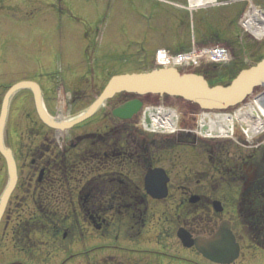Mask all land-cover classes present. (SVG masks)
<instances>
[{"label": "rangeland", "instance_id": "obj_1", "mask_svg": "<svg viewBox=\"0 0 264 264\" xmlns=\"http://www.w3.org/2000/svg\"><path fill=\"white\" fill-rule=\"evenodd\" d=\"M62 1L65 4L62 3L59 8H69L74 17H69L66 10H57V0H0V109L6 91L17 82L36 81L43 91L62 82L64 88L59 90V96L55 92L56 88L52 89L55 101L51 99L52 96L50 102L44 98L46 111L53 118H59L57 115L60 113V119L76 116L95 100L111 76L152 70L156 65L154 54L163 48L167 52L178 54L190 51L191 46L219 44L229 47L233 57L229 63H200L178 67L183 77L199 80H204L213 66L223 69L226 67L229 72L234 73V78L264 57V39L254 38L238 24V16L247 9L248 3L260 5L264 9V0H204L205 4L195 9H191L189 0ZM48 4H53V8L48 9ZM214 71L216 72L213 69L211 73ZM229 83L230 80L224 85ZM73 84L83 88L87 98L74 105L71 110L66 100L67 87ZM262 92L264 87H258L247 99L250 102L256 101L257 95ZM135 97L132 94L124 97L122 94L106 101L90 120L72 127V132L83 128H94L97 131L115 128L111 124V120H114L111 111L122 98ZM142 99L148 107L161 106L180 111L184 120L193 128L200 123L199 117L203 111L182 98L147 95ZM46 130L47 127L37 115L30 91L22 90L13 95L4 137L6 146L18 153L19 181L0 223V264L16 261L60 264L67 257L69 258L65 264H211L192 251L184 249L176 235L180 227L177 223V204H182L179 198L182 193L174 190L171 183L168 196L162 200L140 196L143 198L141 203H147L148 207V224L141 229L140 234L134 232L137 229L136 217L129 213H122L120 218L114 217L115 228L108 238L105 231L91 228L77 215L71 220L67 216L71 215L69 213L56 216L60 221L66 219L64 223L67 240L64 244L61 241L59 243L61 231L56 238L55 227L36 234L33 243L26 239H22L23 242L15 240L19 236L23 237L20 228L24 223L29 219L37 220L36 213L40 216L33 199V196L41 194L40 185L36 181L39 173L37 164L40 160L37 164L31 163L34 156L31 150L41 148V143L46 139ZM66 133L70 134L65 131L64 134ZM101 134L99 138L103 142L105 134L113 135V131ZM236 134L235 139L201 137L195 147L196 151L203 152L202 156L205 154L207 157L208 153L220 152L221 156H217L222 159V165L228 160L227 166L229 161L233 165L238 163L241 166L240 158H246L248 154L257 157L258 153L251 146L253 144L246 140L240 128ZM128 137L131 144L138 145L139 156L142 158L139 175L128 173L129 177L137 180L139 176V180L140 177L142 179L141 174L152 163L164 168L170 176L173 156L177 157V154L172 150L173 143L169 136H159L154 142L144 144L149 147V152L143 156L140 154L142 148L139 142L134 141V135L128 134ZM63 138L62 143L66 144V136L63 135ZM179 150L182 153V148ZM194 166L200 168V162H196ZM209 167L213 168L214 163ZM188 168L191 166L179 164L178 171L182 178L178 180V184L187 192L195 191L200 194L198 187L191 189L189 181L184 180V170L189 173ZM195 171L197 169H193ZM245 174L253 176L252 163L246 167ZM7 178L6 164L0 155V195ZM214 184L218 185V199L230 203L229 198L219 192L220 184ZM236 185L239 197L233 205H226L227 209L223 213L205 211L206 215L201 212L203 222L199 221V215L189 214L183 219V223L181 220L179 222L183 226L185 221L204 225L209 223L208 219L214 217L217 225L222 219H228L232 222L242 249V256L235 264H264V250L260 249L264 247V215L262 211L258 216L251 215L249 209L253 207L248 201H251L252 195H243L242 191L246 190V186L241 185L239 189L240 184L236 182L232 187ZM202 193L207 194L205 190ZM207 195L213 197V192ZM52 203L54 206L51 205V208L59 207L61 210L69 206L65 200L58 202L57 207L55 202ZM195 207L190 210L197 209ZM41 208L46 209L44 203ZM181 208L188 210L187 206ZM199 229L197 226L194 231ZM29 250L32 251L30 255Z\"/></svg>", "mask_w": 264, "mask_h": 264}, {"label": "flooded vegetation", "instance_id": "obj_2", "mask_svg": "<svg viewBox=\"0 0 264 264\" xmlns=\"http://www.w3.org/2000/svg\"><path fill=\"white\" fill-rule=\"evenodd\" d=\"M58 2L62 3V0H58ZM64 10L70 14V17H74V15H71L70 9L67 8ZM53 88H56L55 92L59 96V90L63 89L64 85L61 82L58 83V85L52 86L49 90L45 89L43 91V98H47L49 102L51 96V99L55 101L54 95L52 94ZM83 91V88H80L78 85L74 86L73 84L67 87L66 102L70 105L71 110L74 108V105H77L87 98ZM143 105L144 103H142L139 109V115H135L129 122L115 118L111 120V124L115 128H107L99 131L94 128H83L73 130V132L72 130L66 131L70 133L69 135L67 133L65 135V131L47 128L45 142H52L54 152L45 153L40 163L37 164V167L42 173L40 180L37 182V185H40L41 194L40 196L37 195V197L45 204V210L49 214L53 216L67 215L69 213L71 215L67 216H72V214L73 216L77 215L83 218L91 228H95L98 231H105L108 234L107 238L115 228L114 217L118 218L122 213H126L127 215L131 214V216H135L136 214L135 225L139 231V197L142 196V179L140 177L139 180L138 176V179L134 180L127 174L138 173L139 175V165L141 164L142 158L139 156L138 145L130 143L131 139H129L128 134L131 133L134 135V141L136 143L137 141L139 142V146L142 148V152L140 153L142 156L149 152V147L147 148V146H144V143L152 142L156 138L149 139L147 136L143 135ZM57 116H59V118L62 117L61 113ZM181 128H191L183 117L181 118ZM108 131H113V135L105 134ZM101 133L105 134L106 137L103 142H101L99 138L102 136ZM63 135L66 136V144L62 143L64 140ZM188 138L187 135H183V139L188 140ZM179 146L187 148V145L176 142L173 145V149L176 151V148ZM255 149L254 151L258 153V156L255 157V155L253 156V154H250L251 157L249 159L252 161H246L250 165L252 163L253 176H243L241 180L242 185L246 186V190L244 192L242 191V194L252 195L251 201H248V204L253 207L249 209L251 215L258 216L261 211L264 215V139L259 141ZM202 153L203 152L196 151V148L191 152L187 151V149L183 151V155L191 156L199 160L206 159L205 154L202 156ZM35 162V160L31 161L33 164H36ZM177 162L180 164L179 161L175 159L172 160L170 185L178 192L183 188L178 184V180L182 178V176L178 171L179 165L177 166ZM211 166H213V163ZM99 169L102 170L99 171ZM184 171L187 175L188 172L186 170ZM88 174L90 175L89 177ZM141 175H143V173ZM199 192L200 197L198 201L201 202L199 208L180 211L181 207L187 205V201L189 202L190 197H188V194L190 193L187 191H181L182 195H180L179 198L182 204H177V219L179 218L177 223L180 224V227L191 229L190 232L193 236L208 235L206 232L212 231L217 226L214 217L208 219L209 223L201 225L200 230L196 231H194V226H192V228L190 226L188 227L189 221H185V226L179 222V220H181L183 223V219H186L191 213L192 216L199 215L200 222H203L201 220L203 219L201 217V212L206 215L207 213H205V211L216 214L212 208H208V210L202 208L205 204V200L201 196L202 192ZM228 198L229 202H231L232 196ZM52 199H55V201H51ZM61 200H65L67 204H69L67 208H63L62 210L57 207L58 202ZM52 202H55L57 208H51L54 206ZM220 203L223 207V212L227 209L226 205H232L223 199L220 200ZM239 211H241V209L237 210V212ZM174 218L176 217L174 216ZM64 227L65 226L62 225L60 229L62 230ZM242 227L244 228L243 225ZM60 229H56V238L57 232L60 231ZM66 240V233H62L59 243L61 241L62 244H64ZM188 250L202 257L194 247ZM68 258L69 257L65 258L60 264H65ZM84 258L87 257L84 255Z\"/></svg>", "mask_w": 264, "mask_h": 264}, {"label": "water", "instance_id": "obj_3", "mask_svg": "<svg viewBox=\"0 0 264 264\" xmlns=\"http://www.w3.org/2000/svg\"><path fill=\"white\" fill-rule=\"evenodd\" d=\"M262 84H264V58L255 66L242 70L228 86L210 87L204 81L181 77L176 69L119 75L110 79L102 93L86 110L71 120L62 122L54 120L46 112L42 91L37 83L22 81L14 84L5 93L0 110V153L6 161L8 172L7 185L0 196V219L17 182L16 162L12 150L5 146L4 128L10 100L18 91L31 90L40 120L50 128L64 130L91 117L105 101L122 92L139 96L165 94L196 103L204 110H227L241 103L252 93L255 87ZM263 97H259L258 102ZM140 105L141 102L138 99H133L115 108L112 114L117 118L130 119L138 112ZM227 129L229 128L227 127ZM191 142H195L193 136ZM167 182L168 177L163 169H150L145 175V190L153 198L162 199L167 195ZM196 199L197 197L194 196L191 201ZM214 207L217 210L221 209L218 202H214ZM178 235L185 246L195 245L207 259L216 263L230 264L239 255V245L236 243L229 223L226 221L222 222L216 233L209 238L191 239L190 235L183 230H180Z\"/></svg>", "mask_w": 264, "mask_h": 264}, {"label": "trees", "instance_id": "obj_4", "mask_svg": "<svg viewBox=\"0 0 264 264\" xmlns=\"http://www.w3.org/2000/svg\"><path fill=\"white\" fill-rule=\"evenodd\" d=\"M213 69L216 70V72L214 71V73H211ZM212 70L210 72H207L208 74L204 78V80H206L210 85L224 84L226 81L231 80L234 76L233 75L234 73L231 71L229 72L226 67L225 69L212 67ZM31 151L34 154L33 157L40 158L43 156L45 151H49V153H53L54 146L51 141H46L44 143L43 142L41 143L40 149L37 148ZM183 159H184L183 161L184 163L186 161L191 166V168H188L189 172H191L189 182L192 181L193 183H195L198 178L204 179L206 182H208L207 185H209L206 189H208V191H213L214 194L217 193L216 189L218 188V185L214 183L218 182L220 184L219 192L224 195H227L229 188L231 187V185H233L234 181L236 179L238 180L240 179V174L238 173V165H237L238 163L233 165V163L229 161L230 164L229 166H227L226 163L228 162V160H226L225 165H222L223 161H221V159L216 157H209L204 160L203 159L199 160V159L191 158V156H185L181 158V160ZM240 159L241 160L239 161V163L242 162L243 158ZM196 162L198 163L200 162L201 165L200 168H195L194 165L196 164ZM212 163H214V167L210 168L209 166ZM193 169H197V171L193 172ZM147 210L148 209L146 203L145 202L141 203V200H139V234L141 228L145 225L147 221ZM133 217H136V214ZM43 218L46 219L47 221H45ZM61 220L63 222L66 219H61ZM57 221H60L58 220V217L48 216L47 212L45 211L43 213V216H41V218L37 219L33 223H28L25 225V227L23 228L24 230H22L23 231L22 239H26V240L29 239L31 234L28 232H32L33 230L41 229L43 227L42 231H44V229L46 231L49 230L51 226H55V225L59 226V223H57Z\"/></svg>", "mask_w": 264, "mask_h": 264}, {"label": "bare ground", "instance_id": "obj_5", "mask_svg": "<svg viewBox=\"0 0 264 264\" xmlns=\"http://www.w3.org/2000/svg\"><path fill=\"white\" fill-rule=\"evenodd\" d=\"M199 5L198 0H190L189 4L191 6ZM256 24L249 20L246 22L245 27L250 32H253V25ZM262 27L258 34L264 33V22L262 21ZM256 27L257 26L256 24ZM249 110L245 111L244 109H236L235 112L230 113H205L200 116V130L203 126H207V128L214 129L217 128V133L221 136H225L224 126L228 124L230 128L234 131L237 127L242 126L248 132H253L256 135H262L264 132V97L257 102V105H250ZM256 110V111H254ZM145 124L155 130L166 131L172 130L173 125L176 126L178 122V114L174 110L161 108H149L144 114ZM206 134L207 136L213 135L209 130Z\"/></svg>", "mask_w": 264, "mask_h": 264}, {"label": "built area", "instance_id": "obj_6", "mask_svg": "<svg viewBox=\"0 0 264 264\" xmlns=\"http://www.w3.org/2000/svg\"><path fill=\"white\" fill-rule=\"evenodd\" d=\"M208 55L213 60H221L225 57V51L222 49H213L208 52Z\"/></svg>", "mask_w": 264, "mask_h": 264}]
</instances>
